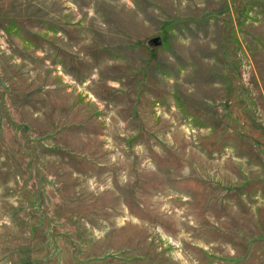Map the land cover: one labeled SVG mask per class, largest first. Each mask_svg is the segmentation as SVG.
<instances>
[{
	"label": "rangeland",
	"instance_id": "1",
	"mask_svg": "<svg viewBox=\"0 0 264 264\" xmlns=\"http://www.w3.org/2000/svg\"><path fill=\"white\" fill-rule=\"evenodd\" d=\"M0 264H264V0L0 2Z\"/></svg>",
	"mask_w": 264,
	"mask_h": 264
},
{
	"label": "water",
	"instance_id": "2",
	"mask_svg": "<svg viewBox=\"0 0 264 264\" xmlns=\"http://www.w3.org/2000/svg\"><path fill=\"white\" fill-rule=\"evenodd\" d=\"M4 0H0V2H3Z\"/></svg>",
	"mask_w": 264,
	"mask_h": 264
}]
</instances>
